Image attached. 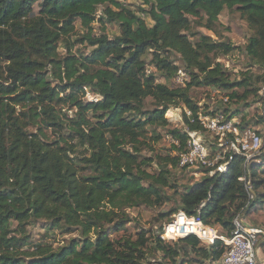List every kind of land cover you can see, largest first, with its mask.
Listing matches in <instances>:
<instances>
[{"label": "trees", "instance_id": "obj_1", "mask_svg": "<svg viewBox=\"0 0 264 264\" xmlns=\"http://www.w3.org/2000/svg\"><path fill=\"white\" fill-rule=\"evenodd\" d=\"M142 1L150 5L152 26L120 0H0V264H177L190 253L203 264H217L225 253L223 241L206 246L195 235L165 241L162 229L141 227L127 235L132 223L127 209L173 200L166 191L173 187L170 167L178 166L187 134L171 131L180 141L173 144L174 156L142 152L154 151L161 135L154 131L149 137V128H167L172 107L183 105L191 112L184 115L189 129L205 131L199 113L215 115L221 107L203 111L192 87L224 92L229 118L259 101L264 74L232 79L218 59L235 47L199 32L194 20L222 39L220 15L225 9L239 12L253 32L245 51L251 64L263 69L264 0ZM100 6L120 22V36L93 33ZM77 20L87 29L77 41L92 48L88 55L73 52ZM149 55L168 80L181 67L190 80L175 87L158 83L149 72ZM87 89L101 99L85 100ZM147 98L155 109L145 110ZM233 103L239 107L231 109ZM155 161L157 173L148 169ZM262 164L247 171L236 156L227 172L207 174L184 192L175 191L179 202L170 215L184 211L230 236L239 212L264 204ZM245 175L255 190L253 200L240 179ZM39 221L78 236L59 247L44 239L34 242L28 226ZM157 253L160 261L152 263L149 256Z\"/></svg>", "mask_w": 264, "mask_h": 264}, {"label": "rangeland", "instance_id": "obj_2", "mask_svg": "<svg viewBox=\"0 0 264 264\" xmlns=\"http://www.w3.org/2000/svg\"><path fill=\"white\" fill-rule=\"evenodd\" d=\"M120 2L131 11L137 13L141 17L146 19V22L149 26L153 25V21L147 16L146 11L150 8V5L145 4L142 0H120ZM109 7V6H108ZM113 11H117V8L110 6ZM39 6L35 5L33 15L38 16ZM220 22L222 23V39H219L215 33L212 31L198 26V22L194 20V26L196 30L202 32L206 35L211 36L213 39L220 41H230L235 50L231 52L229 55L220 56L219 61L224 63L225 67L229 72H231L232 79L240 80L244 77V74L250 72L252 75H263L264 68L257 66L256 64H251L249 57L245 51V45L248 43L249 38L252 36L253 32L249 28L248 23L240 16L239 12L233 10L229 11L225 9L219 17ZM224 27H228L229 30H225ZM105 29V30H104ZM87 33V29H85L80 20L76 21V32L72 37V41H74L75 46L73 47V52L76 55H88L92 48H90L86 43H82L77 41V39H81ZM93 33L95 35L106 34L109 38L114 39L117 36L122 34V28L120 22L116 19L115 16L108 14L107 6H100L97 12V18L95 23L93 24ZM77 41V42H75ZM60 52L62 54L66 53V49L64 45L60 44ZM173 59L175 63L181 65V60L179 56L173 55ZM152 60V56H147V62L149 63V72H154L157 78L158 83L168 84L172 87L185 85L188 80L182 84L176 78V75L168 80L167 77L164 76L163 73L156 70V68L150 63ZM181 69L184 68L181 67ZM242 92V90H241ZM190 94L194 101L204 110L209 107V110L216 109L217 107H221V109L227 108L225 104H222V99L224 97V92H220L216 89H209L205 87H192ZM101 99V97L95 93H93L90 89H87L85 100L87 101H97ZM257 103V102H256ZM254 102L249 107L242 109V111L235 115L240 122L243 123V126H253L256 129H259L260 132L264 135V118L260 116V111L257 108V105ZM243 103H240V107L244 106ZM231 109L238 108L239 105L233 103ZM155 109V102L151 98H147L145 100V110L150 111ZM241 109V108H240ZM189 110L185 108L183 105L180 107H172L167 113L166 118L169 120V126L167 128H155L150 127L148 135L152 136L153 132L161 135V140L159 142L153 143L154 151L152 152L150 149H145L142 152L143 157H154V155L160 154L162 156H174L177 154L176 150L173 148L172 141L170 139L171 131L173 129L185 131L187 125L185 124L184 115L187 114ZM233 111V110H232ZM172 113V114H170ZM190 117V116H189ZM241 123V124H242ZM207 141H215V139L207 132L205 133ZM151 142V141H149ZM214 150H219V147H215ZM260 158L259 161H253L250 164V167L254 163H263L262 167L258 169V177L259 179L264 181V150L257 157ZM172 175L170 177V181L172 184V188H167L166 191L170 195H172L173 200L169 201L165 205L161 207H147L142 205L138 208L127 209L132 219V223L127 230V235L134 234L137 227H141L143 229H149L154 231H160L164 225L168 224L174 219V216L177 214L170 215L172 209H175L179 202L178 194H174L175 191L178 193L184 192L188 187H191L198 181L205 178V171L197 168L194 169H181L178 166L176 168H172ZM149 171L158 172L159 166L158 162L155 161L151 166L148 167ZM248 171V170H247ZM252 185V200L254 199L253 194H255V190ZM259 192H264V185L260 188ZM253 196V197H252ZM250 207L242 212L243 218L247 221V223L252 226L262 230V233L259 234V243H258V251L259 248H263V253L260 251V257L264 258V204H258L256 207ZM166 214H169L168 216ZM218 230L219 233H222V230L219 226L212 227ZM28 231L32 236V241L38 242L39 240H46L49 243H52L55 247H59L67 243L70 239L78 236L77 232L72 234L62 233L60 230H49L48 223L44 221L32 222L28 226ZM161 231V232H162ZM160 233V232H158ZM123 232L120 234L113 235V239L120 238L123 236ZM202 244L203 241H202ZM207 246V244H206ZM149 260L152 263L155 261H160L158 259L161 258V254L157 253L156 255L149 256ZM194 253L187 254L186 256H181L178 258L177 264H203L199 261V259L195 258ZM167 263V261H165ZM172 264V263H169ZM204 264H208L205 262Z\"/></svg>", "mask_w": 264, "mask_h": 264}, {"label": "built area", "instance_id": "obj_3", "mask_svg": "<svg viewBox=\"0 0 264 264\" xmlns=\"http://www.w3.org/2000/svg\"><path fill=\"white\" fill-rule=\"evenodd\" d=\"M176 78L184 84L189 77L180 69ZM222 101L223 104L228 103V96H224ZM256 105L264 118V83ZM217 109L218 107L212 110ZM187 115L191 116V112L188 111ZM198 118L205 131L190 130L188 126L186 127L184 131L187 134L186 145L177 154L179 168L187 170L197 168L204 170L205 175H214L227 172L231 162L238 155L243 158V166L246 170L251 162L259 161L257 157L264 150V135L259 129L242 126L236 117L229 118L223 109H219L215 115L199 113ZM206 132L215 141H207ZM170 139L172 144L180 146L179 139L172 135ZM215 147H219V150H214ZM240 179L245 182L251 197V181H247L246 175ZM243 211L235 216L234 229L230 236H224L218 230L205 225L197 216H189L184 211H179L171 222L164 225L160 237L165 241H173L195 235L206 244H214L216 240H221L226 244L227 249L217 264H262L258 255L259 234L262 230L250 226L243 218Z\"/></svg>", "mask_w": 264, "mask_h": 264}, {"label": "crops", "instance_id": "obj_4", "mask_svg": "<svg viewBox=\"0 0 264 264\" xmlns=\"http://www.w3.org/2000/svg\"><path fill=\"white\" fill-rule=\"evenodd\" d=\"M260 250L258 251V255H259V262L264 264V258L260 257V251H262L263 253V248H259Z\"/></svg>", "mask_w": 264, "mask_h": 264}, {"label": "bare ground", "instance_id": "obj_5", "mask_svg": "<svg viewBox=\"0 0 264 264\" xmlns=\"http://www.w3.org/2000/svg\"><path fill=\"white\" fill-rule=\"evenodd\" d=\"M170 114H172V113H170ZM182 222H186V221H182Z\"/></svg>", "mask_w": 264, "mask_h": 264}]
</instances>
